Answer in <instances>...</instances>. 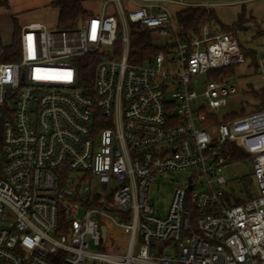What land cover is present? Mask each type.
Instances as JSON below:
<instances>
[{
    "label": "built area",
    "instance_id": "obj_1",
    "mask_svg": "<svg viewBox=\"0 0 264 264\" xmlns=\"http://www.w3.org/2000/svg\"><path fill=\"white\" fill-rule=\"evenodd\" d=\"M129 1L74 29L25 26L19 61H0V264H264V111L222 120L236 88L208 78L245 62L240 31L205 23L183 41L162 1ZM132 25L161 49L143 63ZM232 143L258 189L240 204ZM184 172L158 216L153 183ZM109 224L129 231L125 249L106 248Z\"/></svg>",
    "mask_w": 264,
    "mask_h": 264
},
{
    "label": "rangeland",
    "instance_id": "obj_2",
    "mask_svg": "<svg viewBox=\"0 0 264 264\" xmlns=\"http://www.w3.org/2000/svg\"><path fill=\"white\" fill-rule=\"evenodd\" d=\"M8 1V8H0V58L3 47L10 45L13 41L15 24L21 30L27 25L41 24L48 31H59V10L52 5L55 0ZM160 1L174 13L191 7H203L213 10L218 17V24L228 27L233 26L238 21L239 15L243 17L242 26L237 29L240 31L238 38L242 49L249 52L250 55L245 58L243 64L233 67L234 74L228 81L231 86L236 88V93L229 95L228 105L221 109L218 117L226 120L233 113L244 115L254 112V105L262 102L257 98L256 93H264V73H259L254 66L255 58L258 61H264V0ZM122 3L127 11L132 9L131 1L122 0ZM105 6L109 15H117L114 4L109 0H88L84 3V7L93 15H101ZM213 25L216 26L214 23ZM206 80V76L199 77L200 84L196 87L199 94L203 92V84L206 83ZM223 174L228 182L225 186L226 192L232 200L245 201L257 194L258 189L250 156L236 162L229 160L223 167ZM71 175L69 180L81 176V173H72ZM186 178V172L175 173L159 177L153 183L151 195L155 198L153 207L158 216H165L174 189L185 186ZM246 188H248V191ZM121 221L119 219V222ZM108 229L109 236L106 248L121 247V249H125L130 237L129 231L114 224H109Z\"/></svg>",
    "mask_w": 264,
    "mask_h": 264
},
{
    "label": "trees",
    "instance_id": "obj_3",
    "mask_svg": "<svg viewBox=\"0 0 264 264\" xmlns=\"http://www.w3.org/2000/svg\"><path fill=\"white\" fill-rule=\"evenodd\" d=\"M88 0H55L52 5H54L59 10V30H69L78 28L82 23L91 16H94L92 12L88 11L84 7V3ZM8 0H0V8H8ZM176 22L178 24L181 39L183 41H193L199 35V29L202 24L209 23L217 32H230L237 30L238 27L242 26L243 17L239 15V19L234 23L233 26L228 27L218 24V17L213 10L203 8V7H191L187 9L180 10L175 13ZM21 29L15 24V31L13 34V41L10 45L3 47V52L1 60L3 62H17L20 59V40H21ZM161 49L154 47L153 38L151 32L145 30L141 27L132 25V34H131V44H130V62L132 63H143L147 59L151 58L153 55H156ZM245 58L250 55L249 52L244 51ZM253 53V52H252ZM256 56V54H254ZM246 60V59H245ZM254 66L256 70L260 73V61L256 58L254 59ZM233 67L224 68L214 72L208 73V78L210 80L216 81H227L231 76H233L234 71ZM257 98L262 102L259 105V109L264 111V93H256ZM255 108V105H254ZM256 109V108H255ZM238 114H231L229 118H234ZM257 141H261V145L264 146V135L256 138ZM0 144H1V135H0ZM1 148V146H0ZM229 160L236 162L245 157H248L249 154L245 153L241 148L237 147L236 144H229ZM244 200H233V203L240 204Z\"/></svg>",
    "mask_w": 264,
    "mask_h": 264
},
{
    "label": "water",
    "instance_id": "obj_4",
    "mask_svg": "<svg viewBox=\"0 0 264 264\" xmlns=\"http://www.w3.org/2000/svg\"><path fill=\"white\" fill-rule=\"evenodd\" d=\"M255 108L256 109H259V105H255ZM103 239L105 240L106 239V232H107V229H106V227H103Z\"/></svg>",
    "mask_w": 264,
    "mask_h": 264
},
{
    "label": "bare ground",
    "instance_id": "obj_5",
    "mask_svg": "<svg viewBox=\"0 0 264 264\" xmlns=\"http://www.w3.org/2000/svg\"><path fill=\"white\" fill-rule=\"evenodd\" d=\"M263 135H264V133L261 136H263Z\"/></svg>",
    "mask_w": 264,
    "mask_h": 264
},
{
    "label": "crops",
    "instance_id": "obj_6",
    "mask_svg": "<svg viewBox=\"0 0 264 264\" xmlns=\"http://www.w3.org/2000/svg\"><path fill=\"white\" fill-rule=\"evenodd\" d=\"M28 26V25H27Z\"/></svg>",
    "mask_w": 264,
    "mask_h": 264
}]
</instances>
